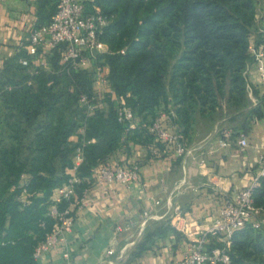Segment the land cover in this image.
I'll return each mask as SVG.
<instances>
[{
	"label": "trees",
	"instance_id": "obj_1",
	"mask_svg": "<svg viewBox=\"0 0 264 264\" xmlns=\"http://www.w3.org/2000/svg\"><path fill=\"white\" fill-rule=\"evenodd\" d=\"M86 5L88 10L99 7L110 19L101 36L109 53L97 55L94 68H107L116 97L143 122L173 110L186 139L196 116L214 115L222 102L236 137L249 131L252 120L264 118V97L250 88L244 74L253 61L251 37L257 38L255 46L264 45L257 0H88ZM56 12L57 0H38L37 27L49 24ZM23 59L33 60L23 49L0 73V264H39L35 249L53 229L47 214L70 178L80 145L75 136L87 142L78 172L79 197L90 188L94 170L107 165L122 143L152 140L141 130L123 140L127 126L118 122L108 96V110L87 117L80 99L96 97L94 71L62 68L57 51L49 56L50 71L34 74ZM23 174L29 177L30 201L24 208L18 201ZM254 202L264 211V178ZM170 231L175 229L151 223L145 243ZM230 257L231 264H264V231L247 227L237 232Z\"/></svg>",
	"mask_w": 264,
	"mask_h": 264
},
{
	"label": "crops",
	"instance_id": "obj_2",
	"mask_svg": "<svg viewBox=\"0 0 264 264\" xmlns=\"http://www.w3.org/2000/svg\"><path fill=\"white\" fill-rule=\"evenodd\" d=\"M39 24L38 0H0V73L7 60L14 58L29 42L30 32ZM256 36L251 37L252 45ZM250 88L264 97V83L257 64L251 62L247 77ZM257 105V99L250 93ZM108 106V105H107ZM109 108V107H107ZM231 125L230 117L208 123L196 121L187 137L192 151L186 158L156 153L161 145L125 141L106 159L112 168L138 163L140 180L130 185L103 187L92 184L88 206L75 211V223L68 235L71 260L64 259V247L51 250L39 264H177L188 252L190 241L200 231L209 230L219 217L225 194L247 188L264 153V118L252 120L247 148L220 146L219 130ZM58 197V192L53 199ZM181 213L177 215L176 208ZM144 212L162 217L157 226L175 231L145 243ZM134 219L137 226L119 233L117 227ZM145 249L140 251V245ZM142 247V246H141ZM115 253L108 256V251Z\"/></svg>",
	"mask_w": 264,
	"mask_h": 264
},
{
	"label": "built area",
	"instance_id": "obj_3",
	"mask_svg": "<svg viewBox=\"0 0 264 264\" xmlns=\"http://www.w3.org/2000/svg\"><path fill=\"white\" fill-rule=\"evenodd\" d=\"M88 0H57V12L52 21L44 26L36 27L30 32L29 42L24 50L33 58L32 61L23 59L24 66H33L32 73L41 70H51L49 56L57 51L60 55L59 66L75 71H94V89L96 97L90 99L83 95L80 105L85 108L87 117L93 116L97 111H107L109 107L106 97H110L115 104L118 122L127 126L123 140L132 131L141 130L155 138L161 145L156 153L171 155L176 158H186L192 152L187 146L185 137L176 123L177 115L170 112L161 113L153 122H143L134 111L120 101L112 88L109 80V72L106 67L94 68L95 57L99 54L109 53L108 46L102 41L101 36L109 25L110 19L99 7L94 6L88 10ZM264 33V30H260ZM97 52V55L94 54ZM249 53L253 62L257 64L262 82L264 83V45L257 47L251 45ZM251 63L247 65L245 76L248 77ZM108 105V106H107ZM86 126L81 128L79 135L84 137ZM74 143H78L73 157V166L69 174V180L58 189V197L52 199L47 216L54 221L53 229L35 249L34 257L37 261L51 250L64 247L63 257L71 260L68 249V235L72 233L75 223V211L88 206L85 190L81 197L78 196L76 187L82 182L78 176L80 167L85 162L84 147L87 142L79 136L74 137ZM238 145L243 148L249 146L247 137L240 134L233 138L230 132L223 134L220 140L222 148ZM264 178V153L259 157L256 174L251 184L236 194H225L219 217L213 226L207 231H200L190 241L189 249L184 258L177 264H231L230 249L233 238L237 232L247 227L264 231V211L255 206L254 193L261 185ZM29 177L22 175L20 188L22 193L18 197L21 207H26L29 201L27 190ZM140 180V166L138 163L131 167L117 166L112 168L101 164L93 172L89 181L103 187L130 185ZM14 190V189H13ZM67 203L68 207L61 210L59 207ZM177 215L181 213L180 207L176 208ZM144 225L140 226V232L150 222L160 221L162 217L144 212ZM42 222L41 227L45 228ZM137 226L134 219L126 220L117 227L119 233L131 231ZM115 250L110 249L108 256L114 255ZM110 264H113L112 262Z\"/></svg>",
	"mask_w": 264,
	"mask_h": 264
},
{
	"label": "rangeland",
	"instance_id": "obj_4",
	"mask_svg": "<svg viewBox=\"0 0 264 264\" xmlns=\"http://www.w3.org/2000/svg\"><path fill=\"white\" fill-rule=\"evenodd\" d=\"M257 4H258V19H259L258 24L260 26V25H264V0H257ZM222 105H223V107L220 110H218L212 116L204 117V116L197 115L195 123L193 124V129L189 133V136L193 134L196 121H198V120H205V121L207 120L208 123H211V122H215L218 119H223L224 117H228L227 116L228 109H227L226 103L222 102ZM226 132L227 133L230 132L232 134L233 138H236V131H234L233 128H231V125H226V126H223L222 128H220V130H219L220 138H222L223 134ZM186 140H187V138H186Z\"/></svg>",
	"mask_w": 264,
	"mask_h": 264
},
{
	"label": "water",
	"instance_id": "obj_5",
	"mask_svg": "<svg viewBox=\"0 0 264 264\" xmlns=\"http://www.w3.org/2000/svg\"><path fill=\"white\" fill-rule=\"evenodd\" d=\"M95 55H97V52H94Z\"/></svg>",
	"mask_w": 264,
	"mask_h": 264
}]
</instances>
